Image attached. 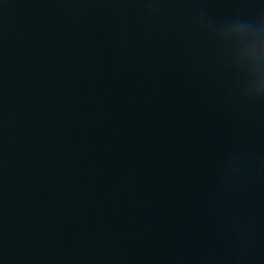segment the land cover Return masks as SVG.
<instances>
[{
    "label": "water",
    "instance_id": "1",
    "mask_svg": "<svg viewBox=\"0 0 264 264\" xmlns=\"http://www.w3.org/2000/svg\"><path fill=\"white\" fill-rule=\"evenodd\" d=\"M6 0H0V8Z\"/></svg>",
    "mask_w": 264,
    "mask_h": 264
}]
</instances>
